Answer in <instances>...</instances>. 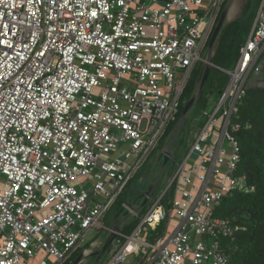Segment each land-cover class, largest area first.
Returning <instances> with one entry per match:
<instances>
[{
    "label": "built area",
    "instance_id": "built-area-1",
    "mask_svg": "<svg viewBox=\"0 0 264 264\" xmlns=\"http://www.w3.org/2000/svg\"><path fill=\"white\" fill-rule=\"evenodd\" d=\"M227 1L0 0V264H63L108 229L101 220L178 119ZM224 71L166 187L143 213L123 204L136 225L109 229L105 264H231L224 241L238 226L217 212L254 189L232 128L248 90L264 88V0Z\"/></svg>",
    "mask_w": 264,
    "mask_h": 264
},
{
    "label": "trees",
    "instance_id": "trees-1",
    "mask_svg": "<svg viewBox=\"0 0 264 264\" xmlns=\"http://www.w3.org/2000/svg\"><path fill=\"white\" fill-rule=\"evenodd\" d=\"M250 6L249 3L243 17L226 24L217 39L213 55L214 66L203 95L195 104L199 109L208 106L212 97L210 94L221 96L229 81V75L224 70L235 67L260 7L259 4H254L250 9ZM203 72L204 68L199 64L192 72L182 95L178 119L181 118L186 103L197 92ZM208 117L209 114L206 120ZM178 119L170 124L166 135L178 132L176 127ZM233 122L235 127L232 131L241 149L238 171L254 189L234 190L223 200L217 214L230 218L234 226H238L233 238L224 241L231 264H264V88L253 87L248 90L239 103V112ZM190 125L187 118L175 143L177 148L187 146ZM175 151L177 158L179 150ZM150 185L145 173L138 172L119 196L118 212L124 203L131 205L136 203L140 210L144 209L146 205H143L144 198H141V194L148 190ZM135 225L136 222L129 224L125 232L130 233Z\"/></svg>",
    "mask_w": 264,
    "mask_h": 264
},
{
    "label": "rangeland",
    "instance_id": "rangeland-1",
    "mask_svg": "<svg viewBox=\"0 0 264 264\" xmlns=\"http://www.w3.org/2000/svg\"><path fill=\"white\" fill-rule=\"evenodd\" d=\"M227 3L228 1L225 3V5ZM249 3L251 4L250 6V9H251L254 4L260 5L261 0H234L229 10L227 11L225 25L230 22H233L234 20L238 18L243 17ZM221 13L219 14L217 18L216 25H217L218 19L220 18ZM216 25L214 26V29ZM211 36H210V39H211ZM214 52H215V47L212 50V53L210 54L209 45H208V50L205 51L203 55L205 60L204 62H200L199 65H202L203 68L205 69L206 63L214 55ZM182 76H183V72H179L178 78L181 79ZM210 95L212 97L210 98V102L206 108L199 109L198 106L195 105L191 109L187 117L191 125L189 126L190 134H189L187 146L185 147L186 149L183 146H182L183 148L182 147L177 148L175 145L174 147H172L171 143L175 138V134H172L170 136L166 135L168 132V128L170 126L169 125L168 127L164 129L163 133L160 134V136L157 139L156 144L154 145V148L151 154L149 155V157L147 158L143 166L139 169L138 172L143 171L145 173L147 181H148V185L151 184L154 187V190H155L154 197H156V195H158L166 187L167 183L169 182L171 177L176 172L178 166L180 165V163L184 160L185 156L187 155V152H188L187 148L189 147V144L193 143V141L195 140L196 135L201 129L200 128L201 124L206 122L207 114L211 113L214 110L215 106L217 105V102L220 96L213 95V94H210ZM215 137L217 140L219 135L215 134ZM175 149L179 150V154L177 155V159H178L177 162H175L174 160L175 152H176ZM165 153H169L171 155V158L169 159L167 165L163 167ZM153 201H154V198L151 197L147 206H145V208L141 210L142 213L149 208V206L153 203ZM118 205H119L118 202L114 203L112 208L107 213L106 217L101 220L102 224L106 226L108 225V227L112 226L113 219L118 216L117 215ZM133 205L136 209L139 210L138 204L135 203ZM128 217H129V220L131 219L132 221L135 220V217L132 213H129ZM123 222L124 221H122V223ZM175 226L176 225H172L171 230H173ZM104 235H105L104 228H101V227L93 228L89 232L87 241L83 243V245L79 248L77 252H75L72 258H70L68 261H66L63 264H105L107 263V261L111 258L110 250H106L104 253H102V255L96 252L100 250V248L102 247L104 243ZM102 237L103 239H101ZM96 238H98L99 240H97ZM82 256H84V258H81ZM36 262L37 260H35L33 264H35Z\"/></svg>",
    "mask_w": 264,
    "mask_h": 264
},
{
    "label": "water",
    "instance_id": "water-1",
    "mask_svg": "<svg viewBox=\"0 0 264 264\" xmlns=\"http://www.w3.org/2000/svg\"><path fill=\"white\" fill-rule=\"evenodd\" d=\"M234 0H229L228 3L225 5L221 15H220V18L217 22V25L213 31V34L211 36V39H210V42H209V51H210V54L212 53V50L214 49L215 45H216V42H217V39L223 29V27L225 26V20H226V14H227V11L229 10L230 6L232 5V2ZM214 66V63H213V56L208 60V62L206 63V67L204 69V72H203V76H202V79L200 81V84H199V87H198V90L197 92L194 94V96L186 103L185 107H184V110L182 112V115H181V118H180V121L179 123L177 124V131L175 133V138L174 140L172 141L171 145L172 147H174L175 143H176V140L177 138L179 137L180 135V132L187 120V117L191 111V109L195 106V104L200 100V98L202 97L203 95V92H204V89H205V86H206V83L208 81V78H209V75L211 73V70H212V67ZM171 158V155L168 153L165 155V158H164V162H163V167H165L169 161V159ZM152 192H153V186H151L146 192H143L141 194V198H144V202H143V205H146L150 196L152 195ZM122 211L124 210L123 208L121 209ZM116 237V233L112 232L110 234V236L108 237V240L105 244V249L107 247L110 246V244L113 242V240L115 239ZM81 258H84V256H82Z\"/></svg>",
    "mask_w": 264,
    "mask_h": 264
},
{
    "label": "crops",
    "instance_id": "crops-1",
    "mask_svg": "<svg viewBox=\"0 0 264 264\" xmlns=\"http://www.w3.org/2000/svg\"><path fill=\"white\" fill-rule=\"evenodd\" d=\"M196 139V138H195ZM192 144V143H191ZM191 144H189V147L188 148H190V146H191ZM189 151V150H188ZM188 153V152H187ZM176 157V156H175ZM174 157V158H175ZM175 160V162H177L178 161V159L177 158H175L174 159ZM117 217H115L114 219H113V221H112V226L111 227H108V225L106 226V228H108V229H105V235H104V243H103V245H102V247L100 248V250H98V251H96L98 254H100V255H102V253H104L106 250H110V255L112 256V249H113V244L111 243L110 244V246L109 247H107L106 249H105V244H106V242H107V240H108V237L110 236V234L112 233V231H110L109 229H112L113 227H116V226H118V227H121L122 229H123V231L125 232L126 230H125V228L129 225V224H131V223H133V222H135V220L134 221H132V219L131 220H129V217H128V213H126V212H124V211H122V210H120L118 213H117ZM127 218V219H126ZM122 221H124L123 223H122ZM104 225V224H103ZM126 233V232H125ZM97 240H99L98 238H96ZM101 239H103V237L101 238ZM100 239V240H101ZM115 240V239H114ZM113 240V241H114ZM110 260V259H109ZM108 260V261H109ZM107 261V262H108Z\"/></svg>",
    "mask_w": 264,
    "mask_h": 264
},
{
    "label": "snow or ice",
    "instance_id": "snow-or-ice-1",
    "mask_svg": "<svg viewBox=\"0 0 264 264\" xmlns=\"http://www.w3.org/2000/svg\"><path fill=\"white\" fill-rule=\"evenodd\" d=\"M93 15H95V13H93ZM5 27H7V25H5ZM4 35H7L6 33ZM4 41H0V43H3ZM11 45H9L10 47Z\"/></svg>",
    "mask_w": 264,
    "mask_h": 264
}]
</instances>
